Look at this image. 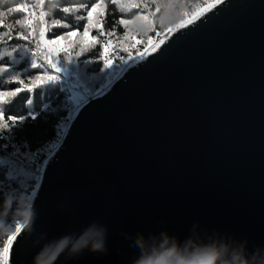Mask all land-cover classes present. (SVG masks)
I'll use <instances>...</instances> for the list:
<instances>
[{"label": "water", "instance_id": "95a60500", "mask_svg": "<svg viewBox=\"0 0 264 264\" xmlns=\"http://www.w3.org/2000/svg\"><path fill=\"white\" fill-rule=\"evenodd\" d=\"M215 5L74 112L5 264H264V0Z\"/></svg>", "mask_w": 264, "mask_h": 264}, {"label": "trees", "instance_id": "16d2710c", "mask_svg": "<svg viewBox=\"0 0 264 264\" xmlns=\"http://www.w3.org/2000/svg\"><path fill=\"white\" fill-rule=\"evenodd\" d=\"M100 2L101 0H44L41 4L40 0H9L0 7V11L6 12L7 7L28 6L26 12L0 17L3 20L0 37L12 26L13 21H23V26L18 25L13 29L12 40L0 42V53H3L0 55V66L7 65L0 71V91H12L20 86L13 77H20L26 83L27 79L43 73L54 77L34 89L20 91L15 97H5L6 103L0 105L6 119L8 116L23 117L9 121L6 128L0 129V239L4 241V245L0 246V264H5L4 247L8 248L9 237H13L12 233L19 229L23 214L27 213L38 184L40 168L59 143L76 108L73 87L92 97L107 84L111 76L128 63L114 61V66L107 64L103 67L101 56L112 59L115 51L125 57L129 53L136 56L137 49L143 54L150 46L159 42L157 32L165 35V28L174 29L208 7V0H103L101 8L93 13L92 21L100 22L105 33L114 31L115 35L101 37L96 29L89 28V37L95 36L96 40H86L83 30L88 23L87 19L76 20L75 17H86L91 4ZM80 4H86L87 8L72 13L62 10L64 7ZM41 12L44 13L42 18ZM29 19L30 25L27 22ZM56 20L62 24L67 22L72 27H52ZM121 20L124 21L123 24L119 23ZM42 29L49 40L63 36L68 31H77L76 37L65 36L58 41L62 47L58 53L50 55L51 58L56 57L53 59L55 69L46 61L42 63L30 47H22L26 41L15 38L17 33H31L32 38L39 41V47L30 46L38 56L46 55L48 52L41 46L39 37ZM17 45L21 47L7 53ZM81 48L87 49L81 57L60 58L62 49L80 51ZM89 58L95 62L86 60ZM5 196L12 200L7 210L2 204Z\"/></svg>", "mask_w": 264, "mask_h": 264}, {"label": "snow or ice", "instance_id": "6c2138e0", "mask_svg": "<svg viewBox=\"0 0 264 264\" xmlns=\"http://www.w3.org/2000/svg\"><path fill=\"white\" fill-rule=\"evenodd\" d=\"M8 2H9V0H0V7H2L3 5H5ZM43 2H44V0H40L41 4H43ZM216 2L217 3H222L223 0H216ZM102 4H103V0H101L100 3H92L91 4V8L89 10H87V16L86 17H82V16L75 17L76 20L87 19L88 23H87V25L84 26V30H83V35H84L86 40L87 39L96 40L95 36L89 37V28L96 29L97 30V34L99 36H101V37H103L105 35H107V36H114L115 35L114 31H109V32L105 33L104 29H103V25L100 22L93 23V21H92L93 13L96 12L97 9L101 8ZM215 6H216L215 4L211 5L212 8H214ZM86 8H87L86 4H80L78 6L64 7L62 10L65 13H72V12H78L81 9H86ZM27 9H28L27 5H16L14 7H7L6 12L0 11V17L11 16L13 13H16V12H26ZM202 14L203 13H201V15ZM40 16L42 18L44 16V13L41 12ZM27 22H28L29 25L31 24V20L30 19ZM119 23L123 24L124 21L121 20ZM192 23H193L192 20H188L187 21V24H192ZM2 25H3V20H0V26H2ZM18 25L19 26H23V21L20 20V19H16L15 21H13L12 22V26L7 28V31H5L3 33V37H0V42L7 43L9 40H12L14 38L13 35H12L13 29L16 26H18ZM51 26L52 27H64V28H71L72 27L71 24H69L67 22L62 24L61 21H59V20L54 21ZM186 26L187 25L185 23H183V22H181L178 25L179 28H184ZM171 31L172 30L168 29V28L164 29V32H167L169 34H171ZM44 35H45V33H44L43 29H42L40 31V33H39L40 40H42L44 38ZM156 35L160 37V40H159V43H157V44L152 46V52H156L159 49L160 44H163L165 42V39L167 38L165 35H163L160 32H157ZM65 36L69 37V38L76 37L77 36V31L76 30L68 31L63 36H59L56 39L51 40L49 43L56 44L59 40H63L65 38ZM15 38L23 40V41H26L27 43L23 44L22 47H25V48H29L30 47L32 49V51L35 53V55L40 58V61L42 63L46 61L47 63L52 64V69H55L56 66H55V63L53 62V59L55 60L56 57L55 58H51L50 54L39 55L38 56L36 51H35V49L30 46V45H35L36 48L39 47V41L38 40H34L32 38L31 33H29L27 35H25L23 33H17ZM97 43H98V41H97ZM110 43H111V40L108 41V44H110ZM20 47H21L20 45H17L16 47H13L11 49V51H9L7 53L10 54L12 51H15L17 48H20ZM133 47L135 48V45H133ZM86 51H87V49H83V48H81L80 51H75V50L69 51L68 49H62L59 54H62L61 57H60L61 59H65V58H69V57H81ZM105 51H107V44L105 45ZM124 51H127V49H125ZM136 51H137V55L136 56H133L131 53H129L127 55V57H125L123 55H120L119 51H115L113 53L112 59H107V58H104L103 56H101V59L103 60V67H105V65H107V64H111L112 66H114V61H118L119 63H127V62H129V61H131L133 59L141 60V59H145L146 58V54L140 53L139 49H137ZM0 55H3V53H0ZM86 60L94 61L91 58L86 59ZM5 67H7V65L0 66V71H3ZM53 78H54L53 76L43 73V75H35L34 77H32L30 79H27L28 83H26L25 80L20 79V77H13L12 79L14 81H18L20 86H18L17 88H15L12 91H0V105H3L4 103H6V101L4 100L5 97H8V96L15 97L16 94L19 93L20 91H22L24 89H29V90L30 89H34L37 86L45 83L49 79H53ZM18 119H23V117L8 116L7 119H6L5 116H4L3 110L0 109V129L6 128L8 126V122L9 121H16ZM29 199H31V196H29ZM21 229L22 228L18 229L14 233H12V236L18 235L19 232L21 231ZM8 243L9 244L12 243V237L11 236L9 237ZM3 245H4L3 239H0V246H3ZM4 252L5 253L8 252V248L7 247H4Z\"/></svg>", "mask_w": 264, "mask_h": 264}, {"label": "clouds", "instance_id": "9594fccd", "mask_svg": "<svg viewBox=\"0 0 264 264\" xmlns=\"http://www.w3.org/2000/svg\"><path fill=\"white\" fill-rule=\"evenodd\" d=\"M146 53H144V54H146ZM92 97H95V96H92ZM88 98L90 99L91 97H88ZM87 101H85V102H87ZM85 102H83L81 104V106ZM40 170H41V168H40ZM2 204H3V207H4L5 210L10 208V206L12 204L11 198L9 196H5L3 201H2ZM29 219H30L29 214L28 213H24L21 223L23 225H27L29 223ZM89 241H91L92 250H94V251H102L103 250V230L101 229L99 231H89V232L85 233L84 236H82L78 240V242L73 245L72 251H77V250L87 246ZM65 243H66L65 241H61L56 246V248L51 252V254L47 256V259H38L37 260V264H53V261L57 258L59 253L64 249ZM44 254L45 253H42L41 255H44ZM172 255H174V253H168L163 258H157V259H150V260L141 261V264H201V259H196V260H192V261H185V260L181 259V260H178V261H173V260L170 259V257ZM218 258H219L218 254H213L210 257L202 258L203 259V264H216V260ZM226 264H228V262H226ZM240 264H249V261L247 260V258H245V259L240 260Z\"/></svg>", "mask_w": 264, "mask_h": 264}, {"label": "rangeland", "instance_id": "374dc122", "mask_svg": "<svg viewBox=\"0 0 264 264\" xmlns=\"http://www.w3.org/2000/svg\"><path fill=\"white\" fill-rule=\"evenodd\" d=\"M208 7L207 8H209L211 5H213V4H215L216 3V0H208ZM207 8H205V9H203V10H201L198 14H200V13H202V12H204ZM197 16V15H196ZM195 19V17H191V19H189V20H194ZM188 21V20H187ZM187 21H185V22H183V23H186ZM166 34H168V33H166ZM166 34H165V36H166ZM51 40H49V39H47L46 38V36L44 35V38L41 40V46L44 48V49H46L47 50V52H48V54H50V55H54V54H56V53H58V51L60 50V48L62 47L61 45H60V43L59 42H57L56 44H51V43H49ZM155 44H157V43H155ZM154 44V45H155ZM153 46V45H152ZM152 46H150L147 50H145V52H143V54L144 53H146V52H148V51H150V49L152 48ZM136 60H138V59H133V60H131V61H129L125 66H124V68H121V69H119L113 76H111L109 79H108V81H107V84H105V86L99 91V93L100 92H103L115 79H117L118 77H120L122 74H123V72H124V70L127 68V67H129L130 65H132V64H134V62L136 61ZM74 89H73V93H74V96H75V98H76V108H75V110L72 112V114H71V116L73 115V113L81 106V104L83 103V102H85V101H87L89 98H88V95H87V93L85 94L84 92H81L80 90H79V88H77V87H73ZM96 95V94H95ZM95 95H93V96H95ZM70 116V117H71Z\"/></svg>", "mask_w": 264, "mask_h": 264}]
</instances>
